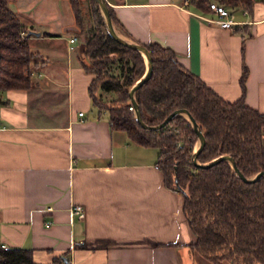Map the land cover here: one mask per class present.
<instances>
[{"label":"crops","instance_id":"obj_1","mask_svg":"<svg viewBox=\"0 0 264 264\" xmlns=\"http://www.w3.org/2000/svg\"><path fill=\"white\" fill-rule=\"evenodd\" d=\"M106 1L122 38L171 50L221 99L244 97L264 114V0L228 10L231 28L189 0ZM9 8L40 36L29 39L36 85L0 92L2 247L30 250L33 264H211L191 248L184 198L166 186L159 149L113 130L94 106L71 3L13 0ZM74 205L84 219L72 216Z\"/></svg>","mask_w":264,"mask_h":264},{"label":"trees","instance_id":"obj_2","mask_svg":"<svg viewBox=\"0 0 264 264\" xmlns=\"http://www.w3.org/2000/svg\"><path fill=\"white\" fill-rule=\"evenodd\" d=\"M12 1L0 0V92L29 90L36 85L28 72L38 57L29 45L34 31L10 10ZM68 1L78 35L85 37L83 69L93 76L89 91L94 106L108 112L113 130L125 132L137 145L159 149L158 164L166 186L184 198V215L196 236L192 250L211 264H264V177L244 182L228 161L208 168L195 165L198 136L185 116L152 129L176 110L184 109L205 138L198 163L230 156L238 172L252 178L264 172V114L246 106L244 97L234 103L221 99L187 71L171 50L143 45L153 65L151 77L135 93L141 119L148 126L143 128L129 110L133 107L129 91L146 72L144 57L108 35L96 0H91V33L81 0ZM211 1L231 11H251L255 4V0H189V5L209 14ZM110 15L114 25L121 27L111 8ZM116 66L120 76L112 72ZM246 77L244 69L243 90ZM99 90L116 95V99L103 103L96 97ZM0 264H33L32 253L5 250L0 242Z\"/></svg>","mask_w":264,"mask_h":264},{"label":"water","instance_id":"obj_3","mask_svg":"<svg viewBox=\"0 0 264 264\" xmlns=\"http://www.w3.org/2000/svg\"><path fill=\"white\" fill-rule=\"evenodd\" d=\"M101 16L103 18V22L105 24V28L106 31L108 33V35L118 44H121L127 48H130L132 50H135L137 52H139L145 59L146 62V72L143 75V77L138 80L130 89L129 91V96L131 99V103L133 105L134 108V115L135 118L137 120V122L143 127V128H148V126L146 124H144V122L141 119V114H140V110H139V106L138 103L136 102L135 99V93L136 91L151 77L152 75V58L150 53L148 52V50L141 44L138 43H134V42H129L127 40H125L124 38H122L116 28L115 25L112 21L111 15H110V6L108 4V2L106 0H96ZM33 35L39 37L40 33L38 32H33ZM178 116H185L191 123L193 130L195 131V133L198 136V143H197V147L193 153V162L195 165L201 167V168H208L216 163H218L219 161H228L231 163L233 169L238 173L239 177L244 181V182H248V183H253L256 182L260 177H264V172H260L257 175H255L252 178H245L240 172H238L237 170V166L233 160V158H231L230 156H221L209 163L206 164H199L197 161V155L198 153L202 150V148L205 145V138L204 135L201 131V129L199 128L198 124L195 122V120L192 118V116L184 109H180V110H176L175 112H173L172 114H170L165 120L164 122L157 126V127H152V129H157V128H162L165 125H167L171 120H173L175 117Z\"/></svg>","mask_w":264,"mask_h":264},{"label":"built area","instance_id":"obj_4","mask_svg":"<svg viewBox=\"0 0 264 264\" xmlns=\"http://www.w3.org/2000/svg\"><path fill=\"white\" fill-rule=\"evenodd\" d=\"M186 4H188V1L186 2ZM209 7H210V10L216 16H218L217 24L221 28H231L235 24L232 21V18L230 16L228 10L224 6L219 5L215 1H212V2H210ZM24 34L25 33H22V35H24ZM76 41H77V38H75V37L70 39V43L71 44L75 43ZM129 110L131 112H134V108L132 106L129 108ZM82 115L83 114L80 113V116H82ZM71 214H72V216H74V217H76L78 219H84V217H85V211H84V208L81 205H74L72 207V209H71ZM3 248H6V247L3 246Z\"/></svg>","mask_w":264,"mask_h":264},{"label":"rangeland","instance_id":"obj_5","mask_svg":"<svg viewBox=\"0 0 264 264\" xmlns=\"http://www.w3.org/2000/svg\"><path fill=\"white\" fill-rule=\"evenodd\" d=\"M81 4H82V11L84 14V18L86 23L89 25V33H91V29H93V11H94V5H92L91 0H81ZM104 30V28H102V31ZM112 72L115 75L120 76L121 71H120V67L116 66L115 68H113ZM96 97L97 99H101L103 103L105 104H109L110 102H112L113 100L116 99V95L112 94V95H100L99 91H96Z\"/></svg>","mask_w":264,"mask_h":264}]
</instances>
